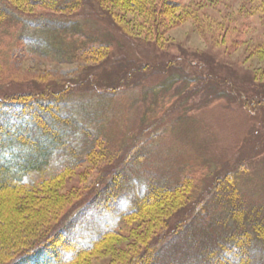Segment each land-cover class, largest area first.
I'll return each instance as SVG.
<instances>
[{
    "label": "rangeland",
    "instance_id": "rangeland-1",
    "mask_svg": "<svg viewBox=\"0 0 264 264\" xmlns=\"http://www.w3.org/2000/svg\"><path fill=\"white\" fill-rule=\"evenodd\" d=\"M181 2L182 9L168 16L170 23L158 38L148 30L146 16L115 2L83 0L72 20L111 45L98 63L28 57L12 38L0 44V98L66 86L84 107L92 106L88 111L106 103L102 134L107 140L102 138L112 158L84 163L64 178L57 215H51H63L61 222L70 209L81 212L73 227L85 237L115 223L110 214L83 210L124 164L160 183L191 175L199 183L197 200L211 192L219 176L233 173L243 194L264 201V0ZM14 4L32 14L42 12ZM230 84L245 100L231 95ZM193 206L190 215L196 212ZM182 211L169 212L175 214L171 227ZM147 229L127 233L83 264H122L124 255L140 247Z\"/></svg>",
    "mask_w": 264,
    "mask_h": 264
},
{
    "label": "trees",
    "instance_id": "trees-1",
    "mask_svg": "<svg viewBox=\"0 0 264 264\" xmlns=\"http://www.w3.org/2000/svg\"><path fill=\"white\" fill-rule=\"evenodd\" d=\"M97 1L115 2L146 16L148 30L158 38L165 34L168 16L183 5L181 0ZM16 2L42 12L32 14ZM82 4L0 0V44L12 38L28 57L98 63L111 45L72 20ZM230 86L233 97L245 100L239 87L237 91ZM67 88L0 98V264H83L89 255L101 248L107 251L141 226L148 229L140 235V247L124 255L122 264H264V201L243 194L233 173L219 176L211 192L197 200L199 183L191 175L160 183L124 164L96 189L83 210L94 208L97 215L116 217L113 226L85 237L73 227L81 213L74 208L59 222L63 215L55 217V204L61 181L84 163L112 158L102 134L106 103L88 111L92 106L84 107ZM42 193L46 198H33ZM193 205L197 209L190 215ZM180 211L183 216L171 227Z\"/></svg>",
    "mask_w": 264,
    "mask_h": 264
}]
</instances>
